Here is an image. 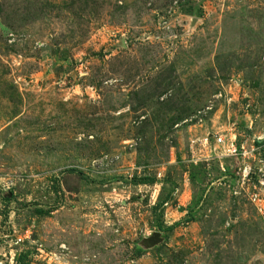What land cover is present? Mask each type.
Returning a JSON list of instances; mask_svg holds the SVG:
<instances>
[{
    "label": "rangeland",
    "instance_id": "rangeland-1",
    "mask_svg": "<svg viewBox=\"0 0 264 264\" xmlns=\"http://www.w3.org/2000/svg\"><path fill=\"white\" fill-rule=\"evenodd\" d=\"M243 161L264 0H0V264H264Z\"/></svg>",
    "mask_w": 264,
    "mask_h": 264
},
{
    "label": "built area",
    "instance_id": "built-area-1",
    "mask_svg": "<svg viewBox=\"0 0 264 264\" xmlns=\"http://www.w3.org/2000/svg\"><path fill=\"white\" fill-rule=\"evenodd\" d=\"M215 145H221L223 147V145L227 148L224 149L223 152L225 151V157L228 158H235L237 160L239 159H244L246 157H253L252 153L253 151L247 153V152H239L238 149L232 144V145H226L224 144V142L218 138L215 141ZM219 146V147H221ZM224 148V147H223ZM236 176L239 177L238 182H240L242 185H244V182H249L253 177L256 178V184L258 185L260 190H264V166L263 168H259L257 170H254V168H252V166L249 163H246L243 161V164H241V166L237 167L236 170ZM257 198V197H255Z\"/></svg>",
    "mask_w": 264,
    "mask_h": 264
},
{
    "label": "water",
    "instance_id": "water-1",
    "mask_svg": "<svg viewBox=\"0 0 264 264\" xmlns=\"http://www.w3.org/2000/svg\"><path fill=\"white\" fill-rule=\"evenodd\" d=\"M155 240H156V237H155Z\"/></svg>",
    "mask_w": 264,
    "mask_h": 264
}]
</instances>
